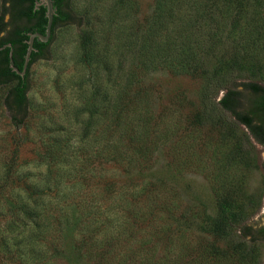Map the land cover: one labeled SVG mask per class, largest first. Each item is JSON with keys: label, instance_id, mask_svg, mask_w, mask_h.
I'll return each instance as SVG.
<instances>
[{"label": "rangeland", "instance_id": "rangeland-1", "mask_svg": "<svg viewBox=\"0 0 264 264\" xmlns=\"http://www.w3.org/2000/svg\"><path fill=\"white\" fill-rule=\"evenodd\" d=\"M69 10L28 69L22 122L0 88V264H264V146L217 108L229 88L244 106V84L264 88V0ZM203 85L214 114L195 123ZM124 103L146 127L128 172L100 152Z\"/></svg>", "mask_w": 264, "mask_h": 264}, {"label": "trees", "instance_id": "trees-1", "mask_svg": "<svg viewBox=\"0 0 264 264\" xmlns=\"http://www.w3.org/2000/svg\"><path fill=\"white\" fill-rule=\"evenodd\" d=\"M69 1L70 0H52L54 16L51 36L46 43H42L38 39L34 40L33 51L31 52L29 58L27 71L25 75L21 77L9 66V53L12 50V64L19 71H21L27 50V40L29 35L33 33L45 34L47 24L46 8L42 5L37 6L39 0H1L2 12L0 14V35H2L0 36V47L10 44L11 48L6 47L0 51V88L8 87L3 97V104L10 112L12 121L20 123L27 115L29 67L36 60L45 56L55 28L60 25L71 24L74 21V17L69 10ZM5 16L8 17L7 21L4 19ZM24 19L26 20L25 23L23 22ZM184 59L185 57L183 56L180 59V63H172V69L187 68L188 66L183 63ZM221 68L222 67L220 65L218 66L217 64H214L210 68L211 71L203 70L204 72H202L201 75H208V72H211V74L215 76L219 73ZM211 74L209 73V75ZM206 87L207 86L203 85L199 93L200 103L196 112H194L192 116L194 120H197L195 123H201L202 120L212 119L211 115L214 114L213 108H210L208 105L209 100L205 94L207 91ZM243 88L250 92V95L245 101L248 104L246 103L244 106L240 103L239 98L241 96V92L235 88H229L220 99L217 108L223 111V113H228L233 120L244 126V128L249 131L252 129L251 133L254 139L261 141L260 143H264L263 140H259L261 133L264 132L263 129L260 126L252 127V123L264 124V88L253 83L244 84ZM123 101L124 98H120L119 102L121 103ZM123 106H125V108L121 112L120 117L124 119V117H128V109L125 103ZM220 117L221 116H218V118ZM146 120L147 119L143 117L140 121L143 123L145 122L146 124ZM218 120L220 121L221 119ZM122 123L121 128H117L113 131H111V129L105 131V138L107 139L104 138L106 141H104L100 152L102 155L104 153V158H106L108 163H113L117 169H123L128 172L131 169L132 162L136 161L134 159L137 157L136 155L141 153L140 156H142L144 154V150H141L135 145H138L146 136V127L140 125L142 129L138 132L133 131L134 126H132L131 122L128 120L124 119ZM110 134H114L117 139H110ZM129 150L133 152V156L130 154ZM160 203L165 205V202L160 199L153 200L152 205L155 207H163ZM153 217L154 215L151 213L150 218ZM215 228L218 229L216 225ZM262 231H264V229ZM261 238L264 239V235Z\"/></svg>", "mask_w": 264, "mask_h": 264}, {"label": "water", "instance_id": "water-1", "mask_svg": "<svg viewBox=\"0 0 264 264\" xmlns=\"http://www.w3.org/2000/svg\"><path fill=\"white\" fill-rule=\"evenodd\" d=\"M37 5H42L46 8L47 24H46L45 34L43 35L40 33H33V34L29 35V38L27 40V50H26V54H25V58H24V62H23V66H22L21 71H19L16 67L13 66L12 61H11V52L9 53L10 67L14 72H16L20 76H24L26 71H27L30 54L33 51L34 40L38 39L40 42L46 43L49 40L50 35H51V28H52V22H53V16H54V9H53V5H52V0H39ZM10 46H11L10 44L6 45V47H8V48ZM2 48L3 47H1L0 49H2Z\"/></svg>", "mask_w": 264, "mask_h": 264}, {"label": "flooded vegetation", "instance_id": "flooded-vegetation-1", "mask_svg": "<svg viewBox=\"0 0 264 264\" xmlns=\"http://www.w3.org/2000/svg\"><path fill=\"white\" fill-rule=\"evenodd\" d=\"M37 6H40V5H37ZM23 22L25 23L26 22V20L24 19L23 20ZM51 36V35H50ZM7 45V44H6ZM6 45H4L3 46V48L2 49H0V51L1 50H3L4 48H6ZM1 48V47H0ZM9 48H11V46L9 47ZM36 51V50H35ZM11 52V61H12V50L10 51ZM31 55V54H30ZM10 58V57H9ZM10 61V60H9ZM9 66H10V64H9ZM21 77H23V76H21ZM250 93V92H249ZM250 95V94H249ZM252 96V95H251ZM249 98H252V97H249ZM255 126H260L262 129H263V131H264V124H262V123H252V127H255ZM251 131H252V129H250ZM247 131L249 132V134L251 135V137L254 139V137H253V135H252V133H251V131H249L248 129H247ZM260 139L259 140H263L264 141V132L263 133H261V137H259ZM255 140V142L257 143V144H259V145H261V146H264V143H260L261 141H258V140H256V139H254ZM264 229V226L263 227H261V228H259V230H257L258 231V234L262 237L263 235H264V231H262V230Z\"/></svg>", "mask_w": 264, "mask_h": 264}]
</instances>
